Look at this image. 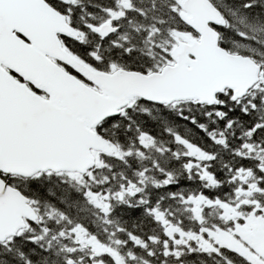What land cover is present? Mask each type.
Returning a JSON list of instances; mask_svg holds the SVG:
<instances>
[{"label":"snow or ice","instance_id":"obj_1","mask_svg":"<svg viewBox=\"0 0 264 264\" xmlns=\"http://www.w3.org/2000/svg\"><path fill=\"white\" fill-rule=\"evenodd\" d=\"M0 264H264V0H0Z\"/></svg>","mask_w":264,"mask_h":264},{"label":"trees","instance_id":"obj_2","mask_svg":"<svg viewBox=\"0 0 264 264\" xmlns=\"http://www.w3.org/2000/svg\"><path fill=\"white\" fill-rule=\"evenodd\" d=\"M83 3L85 5V7L87 8V3L88 0H83ZM149 4V0H145V5L147 6ZM152 115L156 116L157 119L153 122L154 127L156 128H162L163 127V120L161 119V117H164L165 119H167V121L169 123L172 122L173 117H171V115H165V113L161 112V113H156L155 111H153Z\"/></svg>","mask_w":264,"mask_h":264}]
</instances>
